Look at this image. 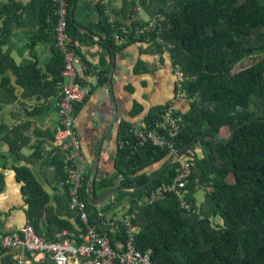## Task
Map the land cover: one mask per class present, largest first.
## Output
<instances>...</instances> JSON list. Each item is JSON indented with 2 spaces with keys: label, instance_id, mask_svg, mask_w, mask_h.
<instances>
[{
  "label": "trees",
  "instance_id": "16d2710c",
  "mask_svg": "<svg viewBox=\"0 0 264 264\" xmlns=\"http://www.w3.org/2000/svg\"><path fill=\"white\" fill-rule=\"evenodd\" d=\"M70 2L72 6L74 0ZM130 4L133 14L140 5L150 18H158L161 30L140 40L152 42L158 49L166 47L174 66H179L183 74V91L190 107L182 112L184 126L177 138V149L198 135L218 137L224 126L231 133L235 131L228 143L197 139L182 154L195 160L186 185L189 211L181 207L172 192L144 201L158 186L172 180L178 161L166 167L146 188L119 193L121 199L132 197L127 210L135 213L137 247L161 264H264V0H131ZM39 13L42 28L34 37L32 49L49 36L44 30L51 27L50 21H55L53 1L43 0ZM107 24L109 43L115 47L111 25ZM68 30L76 35L71 20ZM159 38L164 42L160 43ZM61 59L64 63L59 53L58 61ZM245 59L250 64L235 70ZM8 69L19 75L20 83L27 89L43 77L35 61L17 64L0 39V73L6 74ZM61 72L47 81L56 90ZM107 74L108 70L101 71L100 84L107 82ZM6 84L10 86L7 89ZM2 87L0 109L6 94L9 100L17 98L6 75ZM158 111L147 115V125L153 123ZM246 121L251 122L237 129ZM130 125L131 122L121 124L119 141L130 137ZM3 129L0 124V131ZM197 148L202 149V155L196 152ZM171 158L169 151L150 144L133 154L128 148H119L114 176H122L121 188L134 189L156 177ZM160 162L163 163L158 168L149 170ZM51 165L55 166L51 171L59 183L65 175L61 157L53 158L48 166ZM16 170L29 204V218L40 233V218L45 213L49 217L51 212L47 207L49 194L28 167ZM110 184L111 181H102V186ZM4 186V175L0 173V193ZM87 186L83 190L85 199ZM201 189L205 198L198 203L196 193ZM63 192L69 208V194ZM87 203L94 219L97 207ZM72 214L68 209V217ZM216 217L222 219L220 225L215 224ZM65 228L75 227L69 219L57 216L45 237L53 238Z\"/></svg>",
  "mask_w": 264,
  "mask_h": 264
},
{
  "label": "crops",
  "instance_id": "0c3cea01",
  "mask_svg": "<svg viewBox=\"0 0 264 264\" xmlns=\"http://www.w3.org/2000/svg\"><path fill=\"white\" fill-rule=\"evenodd\" d=\"M130 1L74 0L71 6L70 20L76 28V35L72 33V36L82 57V61L76 64L77 80L91 88L86 100L77 105L75 125L81 141L82 163L89 171L88 185L91 179H95L94 197L121 188L122 176H114L121 124H147L145 118L152 110H159L178 94L175 66L166 47L158 49L152 42L140 39L132 40L124 47H114L109 43L105 17L127 24L150 18L140 5L133 14ZM42 3L43 0H0V39L4 40V50L10 52L17 64L24 60L35 61L43 76L35 86L27 89L13 70L0 73V100L5 75L15 87L17 97L9 100L6 94V102L0 109V124L4 125L0 131V173L5 179L0 193V234L15 231L31 222L23 182L17 177L18 167H28L49 194L47 207L51 212L49 217L45 213L40 218L39 234L45 236L57 216L69 219L74 227L78 225L74 212L68 217L70 208L62 198L64 192L54 179L53 166H48L53 157L47 155L46 149L53 143L58 123V93L56 87L47 81L56 78L64 63L62 59L58 61L59 51L54 43L55 21H50L51 27L44 30L48 38L38 41L34 49L31 47L42 28L39 21ZM145 13L148 17L144 16ZM105 70H108V80L100 84L99 75ZM64 81L67 82L68 78ZM8 87L6 84L5 89ZM176 102L181 112L190 107L185 93ZM162 163L149 170H155ZM103 180L111 181V184L102 186ZM131 190L125 189V192ZM120 192L123 191L111 194L102 204L92 205L104 209L108 216L124 212L132 197L127 195L121 199ZM147 200L145 197L144 201ZM112 233L114 241L121 238ZM14 254L25 257L22 262L14 264H43L41 254L30 253L20 246L2 252L0 264H8Z\"/></svg>",
  "mask_w": 264,
  "mask_h": 264
},
{
  "label": "built area",
  "instance_id": "2783aa9c",
  "mask_svg": "<svg viewBox=\"0 0 264 264\" xmlns=\"http://www.w3.org/2000/svg\"><path fill=\"white\" fill-rule=\"evenodd\" d=\"M55 17L54 43L64 60V68L57 81L58 123L52 145L47 147V155L61 157L64 178L58 188L69 194V208L75 213L78 225L74 229L65 228L53 238L39 234L31 222L21 228L0 234V253L9 248L20 246L30 253L42 255L43 263L52 264H161L153 261L148 252L137 247L138 227L133 223L134 212L112 213L108 216L104 209L95 210L96 217H91L83 190L88 183L89 171L82 163L81 141L76 130L77 105L83 103L90 94L91 88L81 84L77 78L76 64L82 57L73 36L68 30L71 13L70 0H52ZM112 28L111 39L117 47H124L132 40L149 37L160 31L158 18L151 17L135 25L119 23L108 19ZM160 43L164 40L159 38ZM178 78L177 97L161 106L151 125L131 123L130 137L119 141L120 148H128L135 153L141 147L150 144L167 150L173 156L177 153V138L183 129L182 112L177 106V98L182 97L183 74L175 66ZM64 78H68L65 82ZM43 154H46L45 152ZM176 174L170 182L158 186L148 197L154 200L163 192H172L179 200L181 207L190 210L186 199L187 182L195 160L190 156L179 155ZM55 166H53V169ZM121 236L115 241L111 233ZM25 259L14 254L8 264Z\"/></svg>",
  "mask_w": 264,
  "mask_h": 264
},
{
  "label": "water",
  "instance_id": "95a60500",
  "mask_svg": "<svg viewBox=\"0 0 264 264\" xmlns=\"http://www.w3.org/2000/svg\"><path fill=\"white\" fill-rule=\"evenodd\" d=\"M111 76H112V73L110 74V78H111ZM111 82H112V80L110 79V87H111V84H112ZM249 122H251V121H246V122L241 123L240 125H238L237 129L240 128V127H242V126H244V125H246V124H248ZM234 134H235V131H233L231 133V135L227 139H225L224 141L221 138H219V137H210V136L198 135L190 143H188L187 145H185L183 148L179 149L177 151V153L172 156V158L169 160V162L160 170V172L156 175V177L152 178L147 183H145V184H143V185H141L139 187H136V188L132 189L131 191L132 192H138V191L142 190L143 188H146L150 183H152L155 180V178H157V177L160 176V174L163 172V170L166 167H168L169 165H171L172 163H174L175 162V159H177V157L179 155H182L190 146H192L197 141V139L206 138V139L213 140V141H217V142L228 143L233 138ZM94 183H95V179L93 178V179H91L89 181V185H88V198L87 199H88V201L91 204H102L103 201H105L111 194L115 193L116 191H125V189H122V188L113 189V190H110V191L105 192L104 194H102L99 197H94L93 196Z\"/></svg>",
  "mask_w": 264,
  "mask_h": 264
},
{
  "label": "rangeland",
  "instance_id": "374dc122",
  "mask_svg": "<svg viewBox=\"0 0 264 264\" xmlns=\"http://www.w3.org/2000/svg\"><path fill=\"white\" fill-rule=\"evenodd\" d=\"M144 16L148 17V15L145 13ZM250 64V61L248 59H245L243 60L241 63H239L236 67H235V70H238L240 68H243L244 66H247ZM231 135V131L229 130V128L227 126H224L218 137L221 138V139H226L228 138L229 136ZM196 152L201 155L202 154V149H199L197 148L196 149ZM196 197L198 199V203H201L204 198H205V192L203 189L201 190H198L197 193H196ZM214 222L216 225H220L222 223V219H220L219 217H216V218H213Z\"/></svg>",
  "mask_w": 264,
  "mask_h": 264
}]
</instances>
